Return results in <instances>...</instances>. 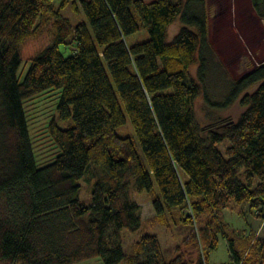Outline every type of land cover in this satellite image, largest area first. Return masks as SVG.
<instances>
[{"label": "trees", "instance_id": "16d2710c", "mask_svg": "<svg viewBox=\"0 0 264 264\" xmlns=\"http://www.w3.org/2000/svg\"><path fill=\"white\" fill-rule=\"evenodd\" d=\"M206 1L0 0V264H211L225 237L231 261L221 264H264V241L248 251L221 219L232 204L264 215V63L236 79L223 102L211 101L189 72L197 66L206 82ZM132 4L150 33L133 44L128 37L141 26ZM251 4L264 19V0ZM69 5L87 21L65 15ZM178 20L183 26L170 40ZM50 24L52 43L20 81L22 48ZM55 89L62 90L61 118L73 123L50 122L59 153L39 167L24 103ZM202 94L208 105L223 109L240 99L246 110L238 121L202 128L194 109ZM127 116L147 163L135 138L117 133ZM90 172L96 181L86 203L79 195ZM155 182V220L167 224L173 211H188L171 257L157 234L143 235L130 253L123 247V231L144 226L132 189L153 192ZM205 212L210 221L197 225Z\"/></svg>", "mask_w": 264, "mask_h": 264}, {"label": "rangeland", "instance_id": "374dc122", "mask_svg": "<svg viewBox=\"0 0 264 264\" xmlns=\"http://www.w3.org/2000/svg\"><path fill=\"white\" fill-rule=\"evenodd\" d=\"M56 4L61 5L63 0H53ZM81 1V0H77ZM151 2L153 0H145ZM206 10L210 25L211 48L207 53L208 70L206 82L201 83L198 76V67L193 66L190 69L191 76L203 86L205 94H208L211 101L223 102L228 95L231 84L244 76L246 73L264 63V19L260 18L254 11L251 0H207ZM72 5L64 8V13L70 16L75 22L86 20L83 12L82 15H75ZM132 10L137 16L141 29L128 37L129 43L147 41L150 38L148 26L142 22L135 6L132 4ZM180 20L171 25L169 29V39L172 40L182 27ZM89 28L94 34L92 27ZM95 35V34H94ZM53 40V29L51 24L48 25L41 34L34 39L26 42L22 48V65L19 70V79L23 81L31 65V59L41 50L50 45ZM61 51L65 56H71L73 51L71 47L62 45ZM253 86L248 90L253 93L258 88ZM61 89L50 90L38 95L35 98L27 99L24 103L26 110L30 136L36 154V160L39 167L52 163L59 149L56 148L49 133V124L55 120L63 128L69 127L73 121L61 118L58 104L61 99ZM205 94L200 95L194 102L196 121L202 128H207L221 120L231 119L238 121L240 116L246 110L238 99L233 105L227 108H218L208 105ZM205 132V131H204ZM117 133L120 136H132L135 138L139 151L147 163L144 151L138 140L133 124L127 116L126 124L118 127ZM204 135H206L204 133ZM228 140L220 145L225 151ZM94 169L93 171H96ZM90 172L81 181L80 198L86 203L90 202L92 188L96 181ZM187 177V174L183 172ZM161 198L160 190L155 182L153 192H138L136 188L132 189L131 198L141 205V215L144 220V226L139 231H123V247L125 252L130 253L132 245L147 233L157 234L160 238L163 249L167 256L175 253V246L182 240L184 234L180 230L188 211L178 209L170 213L169 222L165 224L160 220H155V210L153 200ZM261 213V212H260ZM167 215V216H168ZM198 222V217L194 219L197 225H206L210 219L209 212L203 213ZM221 219L227 222V234L231 237L237 236L242 240L241 245L248 244V251L252 249L253 244L258 241H264V215L258 217L256 212L251 210L248 203L240 205L232 204L225 210L221 211ZM224 237V236H223ZM246 244V245H245ZM171 259V258H169ZM231 261V253L226 240L222 238L218 250L211 255V264H221ZM77 264H104L101 258H93Z\"/></svg>", "mask_w": 264, "mask_h": 264}]
</instances>
